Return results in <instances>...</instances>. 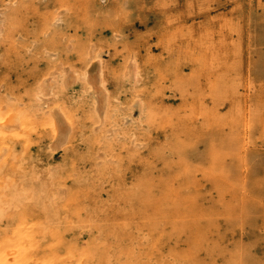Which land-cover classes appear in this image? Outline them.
<instances>
[{"label": "rangeland", "instance_id": "obj_1", "mask_svg": "<svg viewBox=\"0 0 264 264\" xmlns=\"http://www.w3.org/2000/svg\"><path fill=\"white\" fill-rule=\"evenodd\" d=\"M101 1L0 0V112L17 119L0 130V251L264 264V0ZM98 65L102 103L86 78ZM147 184L185 206L156 214Z\"/></svg>", "mask_w": 264, "mask_h": 264}, {"label": "bare ground", "instance_id": "obj_2", "mask_svg": "<svg viewBox=\"0 0 264 264\" xmlns=\"http://www.w3.org/2000/svg\"><path fill=\"white\" fill-rule=\"evenodd\" d=\"M101 1V0H100ZM134 1V0H133ZM260 1V0H259ZM14 2V1H13ZM101 2H103V1H101ZM107 2V1H106ZM135 2H137V1H135ZM190 2V1H189ZM228 2V1H227ZM241 2V1H240ZM244 2V1H243ZM175 3H177V2H175ZM237 3V2H236ZM136 4V3H135ZM234 4V3H233ZM232 4V5H233ZM138 5V4H137ZM85 6V5H84ZM216 6V5H215ZM237 6V5H236ZM62 8V7H61ZM136 8V7H135ZM183 8V7H182ZM204 8V7H203ZM223 8V7H222ZM228 8H230V7H228ZM237 8V7H236ZM240 8V7H239ZM242 8V7H241ZM250 8H252V7H250ZM22 9V8H21ZM81 9V8H80ZM184 9V8H183ZM186 9V8H185ZM234 9V8H233ZM253 9H254V7H253ZM18 10V9H17ZM114 10H116V9H114ZM213 10V9H212ZM226 10V9H225ZM141 11V10H140ZM186 11V10H185ZM223 11V10H222ZM1 12V11H0ZM217 12V11H216ZM243 12V11H242ZM184 13V12H183ZM221 13H223V12H221ZM221 13H219V14H221ZM236 13V12H235ZM238 13H240V11L238 12ZM238 13H236V14H238ZM139 14H141V13H139ZM178 14V13H177ZM217 14H218V12H217ZM216 14V15H217ZM224 14V13H223ZM228 14V13H227ZM227 14H226V16H227ZM126 15V14H125ZM186 15H188V14H186ZM222 15V14H221ZM229 15V14H228ZM231 15H232V13H231ZM240 15V14H239ZM256 15V14H255ZM121 16V15H120ZM140 16V15H139ZM209 16V15H208ZM225 16V15H224ZM237 16V15H236ZM240 16H242V15H240ZM239 16V17H240ZM119 17V16H118ZM177 17V16H176ZM202 17H205V16H202ZM234 17V16H233ZM238 17V16H237ZM254 18V17H253ZM23 19V18H22ZM202 19H204V18H202ZM201 19V20H202ZM212 19V18H211ZM236 19V18H235ZM5 20V19H4ZM123 20V19H122ZM190 20H192V19H190ZM213 20H214V18H213ZM218 20V19H217ZM234 20V19H233ZM135 21V20H134ZM142 21V20H141ZM140 21V22H141ZM148 21V20H147ZM147 21H145L146 23H147ZM193 21V20H192ZM243 21V20H242ZM241 21V22H242ZM130 22H132V21H130ZM153 22H155V21H153ZM190 22V21H189ZM215 22V21H214ZM221 22V21H220ZM121 23V22H120ZM128 23V22H127ZM167 23V22H166ZM193 23H194V21H193ZM196 23V22H195ZM57 24H58V22H57ZM124 24H125V22H124ZM124 24H122V25H124ZM177 24V23H176ZM205 24V23H204ZM201 25H203V24H201ZM19 26H20V24H19ZM106 26V25H105ZM119 26V25H118ZM188 26H190V25H188ZM193 26V25H192ZM107 27H108V25H107ZM130 27V26H129ZM133 27V26H132ZM178 27V26H177ZM194 28H195V26H193ZM248 27V26H247ZM19 28V27H18ZM147 28H148V26H147ZM146 28V29H147ZM153 28V27H152ZM180 28V27H179ZM184 28V27H183ZM193 28V29H194ZM221 28V27H220ZM81 29V28H80ZM99 29V28H98ZM135 29H138V28H135ZM134 29V30H135ZM154 29V28H153ZM152 29V30H153ZM78 30V29H77ZM132 30V29H131ZM182 30V29H181ZM214 30V29H213ZM130 31V30H129ZM137 31V30H136ZM136 31H134V33L136 32ZM150 30H148V32H149ZM199 31H201V30H199ZM76 32V31H75ZM97 32V31H96ZM126 32V31H125ZM124 32V33H125ZM146 32H147V30H146ZM193 32H195V31H193ZM229 32V31H228ZM127 33V32H126ZM137 33V32H136ZM135 33V35H137ZM145 33V32H144ZM156 33V32H155ZM177 33V32H176ZM223 33H224V31H223ZM233 33V32H232ZM250 33V32H249ZM94 34H95V32H94ZM214 34V33H213ZM82 35V34H81ZM99 35V34H98ZM117 35H118V33H117ZM171 35V34H170ZM177 35V34H176ZM193 35H195V34H193ZM131 36V35H130ZM172 36V35H171ZM230 36V35H229ZM253 36V35H252ZM126 37V36H125ZM132 37V36H131ZM227 37V36H226ZM235 37V36H234ZM247 37V36H246ZM40 38V37H39ZM146 38V37H145ZM224 38V37H223ZM248 38V37H247ZM250 38V37H249ZM82 39V38H81ZM190 39V38H189ZM252 39H253V37H252ZM254 40V39H253ZM130 41V40H129ZM137 41V40H136ZM38 42V41H37ZM125 42V41H124ZM135 42V41H134ZM134 42H132V44L134 43ZM141 42V41H140ZM153 42V41H152ZM178 42V41H177ZM250 42V41H249ZM130 43V42H129ZM144 43V42H143ZM119 44V43H118ZM131 44V43H130ZM135 44V43H134ZM190 44V43H189ZM255 44L257 45L258 43H256L255 42ZM259 46H260V44H258ZM251 46H252V44H251ZM254 46V45H253ZM120 47V46H119ZM174 47V46H173ZM262 47V46H261ZM121 48V47H120ZM119 49V48H118ZM215 49V48H214ZM221 49V48H220ZM30 50V49H29ZM111 50V49H110ZM124 51V50H123ZM195 51V50H194ZM73 52V51H72ZM262 52V51H261ZM243 53V52H242ZM118 54V53H117ZM252 54H254V52L252 53ZM201 55V54H200ZM31 56V55H30ZM223 56V55H222ZM254 56V55H253ZM252 56V57H253ZM257 56V55H256ZM251 57V58H252ZM216 58V57H215ZM238 58V57H237ZM206 59H207V57H206ZM254 59H256V58H254ZM43 60H45V59H43ZM216 60V59H215ZM250 60V59H249ZM232 61V60H231ZM255 61H257V60H255ZM241 63V62H240ZM98 64H100V60L98 61ZM2 65V64H1ZM243 65V64H242ZM222 66V65H221ZM225 66V65H224ZM262 66H264V65H262ZM229 67V66H228ZM254 67V66H253ZM257 67V66H256ZM259 67V66H258ZM19 68V67H18ZM220 68V67H219ZM249 68V67H248ZM218 69V68H217ZM223 69V68H222ZM73 70V69H72ZM240 70V69H239ZM250 70V69H249ZM226 71V70H225ZM242 73H243V71H242ZM242 73H240V74H242ZM252 73V72H251ZM246 74V73H245ZM253 74V73H252ZM70 76V80L71 81H74L75 79H76V74H75V72H71V75H69ZM211 76V75H210ZM125 77H127L130 81H131V83L133 84V85H136L138 82H140V80H141V75H140V70H139V67H138V64H137V62H136V60H130L129 61V64L127 65V68H126V71H125ZM252 77V76H251ZM250 77V78H251ZM86 78H87V81L89 82V84L93 87V89H95V92H96V94H97V97H98V99H97V102H99V103H102V101L104 100L103 99V97H105V99L107 98V92H106V90L103 88V86H102V84H103V81H102V73H101V70H100V68H99V65H98V68H97V70L94 72V73H88L87 75H86ZM212 78V77H211ZM240 80H241V76H240ZM51 76H49V77H47V79H46V81H45V83H47V85L48 86H50L51 85ZM246 82V81H245ZM250 83V82H249ZM261 83V82H260ZM198 85V84H197ZM189 86V85H188ZM262 86V85H261ZM239 87V86H238ZM241 87V86H240ZM252 87V86H251ZM202 88V87H201ZM200 88V89H201ZM205 88V87H204ZM243 88V87H242ZM263 88V87H262ZM199 89V90H200ZM206 89V88H205ZM252 89V88H251ZM191 90V89H190ZM201 90H203V89H201ZM241 90V89H240ZM206 91V90H205ZM250 92V91H249ZM234 95V94H233ZM201 96V95H200ZM207 97V96H206ZM214 97V96H213ZM224 97H226V96H224ZM246 98V97H245ZM201 99V98H200ZM204 99V98H203ZM219 99V98H218ZM221 100V99H220ZM210 101V100H209ZM212 101H214V100H212ZM221 101H223V100H221ZM227 101V100H226ZM233 101V100H232ZM205 102V101H204ZM215 102V101H214ZM225 104V103H224ZM104 106V105H103ZM136 106H137V108H138V110H139V114L140 115H142V112L144 111V107H145V105H144V102L142 101V99L141 98H138L137 99V101H136ZM225 106V105H224ZM219 107V106H218ZM222 107H223V105H222ZM99 109H101V105H100V107H99ZM98 109V110H99ZM193 109V108H192ZM220 110V109H219ZM60 113V112H59ZM133 113V112H132ZM9 114H10V112H9ZM172 115V114H171ZM190 115V114H189ZM160 116V115H159ZM202 116V115H201ZM94 117V116H93ZM63 120H64V118H62ZM148 119V118H147ZM159 119V118H158ZM196 120V119H195ZM16 123H17V119H15L14 118V115H8V116H2V113L0 112V130H7V129H9L10 127H13V126H15L16 125ZM100 125V124H99ZM16 127V126H15ZM54 127H55V129L56 130H58L57 131V137H59V140H60V138L62 139V137H64L65 136V134H66V132H68V124H62V123H59V122H54ZM225 127V126H224ZM249 127V126H248ZM19 128V127H18ZM26 132V131H25ZM148 134V133H147ZM247 136V135H246ZM258 140V139H257ZM57 142V141H56ZM55 143V142H54ZM246 143V142H245ZM58 146H59V144H57ZM57 147V146H56ZM3 149H4V147H3ZM59 149V148H58ZM256 152V151H255ZM253 153V152H252ZM257 153V152H256ZM102 154V153H101ZM162 155H163V153H162ZM175 158V157H174ZM232 161V160H231ZM182 163V162H181ZM247 171V170H246ZM187 173H189V172H187ZM198 173V172H197ZM232 173V172H231ZM192 174V173H191ZM208 174V173H207ZM234 175H235V173H234ZM4 176H6V175H4ZM194 176V175H193ZM210 176V175H209ZM181 177V176H180ZM150 183V182H149ZM175 184V183H174ZM263 186H264V184H263ZM202 187V186H201ZM208 187V186H207ZM143 188V190H144V192H145V199H147V200H149L150 201V205H154V204H156V206L154 207V211H155V213L156 214H158V213H162V214H165V215H167L166 214V209H164V208H160L159 206H161V204L164 202V206L165 207H167V206H169V202L172 204V205H174V207H176L177 209L181 206H185V205H183L184 204V202H182V203H180V200H179V198H176V199H173L172 201H168L167 199L165 200V198H164V195L166 194L165 193V189H163V188H161V190L159 191V194H158V196H154V195H156L155 194V191L152 189V187H151V185H149V184H147V185H145V187H142ZM263 188V187H262ZM261 189V188H260ZM260 189H258V190H260ZM261 191H263V190H261ZM261 191H258V192H261ZM247 192V191H246ZM141 193V192H140ZM175 193H177V192H175ZM257 193V192H256ZM262 193V192H261ZM171 194H174V193H171ZM178 194V193H177ZM259 194V193H258ZM260 195V194H259ZM262 195H264V193L263 194H261L260 196H258V197H260V198H262L261 196ZM206 197H208V196H206ZM216 197V196H215ZM254 199V198H253ZM171 205V206H172ZM262 205V204H261ZM3 206H4V204H3ZM76 205H73V207H75ZM170 206V207H171ZM260 209V208H259ZM257 213V212H256ZM101 214V212L100 211H97V218L96 219H99V215ZM150 215V214H149ZM95 216V217H96ZM99 226V225H98ZM100 227V226H99ZM246 228V227H245ZM113 231V230H112ZM241 231H243V230H241ZM242 234V233H241ZM28 242H30L29 244H32L34 247H35V250L36 249H38L39 247H40V243H39V240H37L36 239V235L33 233L32 235L31 234H27V239H26ZM58 242H60V240L57 238V240H56V243L55 244H57ZM3 245V244H2ZM8 248H5V250L4 251H0V264H19V260H18V254H19V247H20V243H19V240L18 239H16V240H10V242L8 243ZM49 244L47 245V247H48V249H49ZM53 245H51V247H52ZM185 246V245H184ZM46 247V248H47ZM252 249V248H251ZM53 250V249H52ZM51 250V252L48 250V252H44L42 255H40V257H35V263L34 264H65V262L64 261H62L61 260V258L60 257H58L57 255H56V253L54 252V251H52ZM242 250V249H241ZM253 252V251H252ZM258 254V253H257ZM100 255V252H99V249H98V247L96 248V246L95 245H93V244H91L90 245V247L88 248V249H85V250H83V249H77L74 245H70L69 246V251H68V256H69V258H70V260H73L74 261V263L75 264H110V263H108V262H104L103 260L105 259V260H107V261H109V259H110V257L108 256V255H105L104 256V254H103V256L101 257V256H99Z\"/></svg>", "mask_w": 264, "mask_h": 264}]
</instances>
